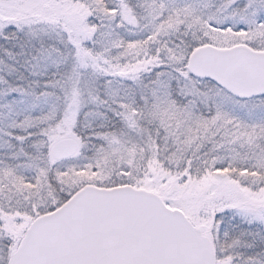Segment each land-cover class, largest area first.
Returning a JSON list of instances; mask_svg holds the SVG:
<instances>
[{
	"label": "snow or ice",
	"instance_id": "6c2138e0",
	"mask_svg": "<svg viewBox=\"0 0 264 264\" xmlns=\"http://www.w3.org/2000/svg\"><path fill=\"white\" fill-rule=\"evenodd\" d=\"M0 264H264V0H0Z\"/></svg>",
	"mask_w": 264,
	"mask_h": 264
}]
</instances>
